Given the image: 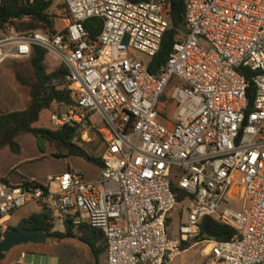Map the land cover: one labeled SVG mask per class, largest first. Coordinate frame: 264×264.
Returning <instances> with one entry per match:
<instances>
[{
    "label": "built area",
    "instance_id": "obj_1",
    "mask_svg": "<svg viewBox=\"0 0 264 264\" xmlns=\"http://www.w3.org/2000/svg\"><path fill=\"white\" fill-rule=\"evenodd\" d=\"M62 6L64 28L53 35L0 31V64L36 46L66 67L56 88L74 103L51 123L85 127L97 115L100 172L0 182V233L33 202L52 223L69 216L100 230L104 264H170L192 245L201 264H264V0H185L183 27L156 73L147 64L170 26L167 0ZM93 18L100 28L90 36L84 22ZM171 186L186 203L175 239L166 224L177 204ZM204 217L234 235L182 247Z\"/></svg>",
    "mask_w": 264,
    "mask_h": 264
},
{
    "label": "trees",
    "instance_id": "obj_2",
    "mask_svg": "<svg viewBox=\"0 0 264 264\" xmlns=\"http://www.w3.org/2000/svg\"><path fill=\"white\" fill-rule=\"evenodd\" d=\"M185 0H167V17L170 22L169 28L164 32L157 53L149 60L147 69L156 73L157 68L166 61L174 43L176 31L183 27V9ZM51 0H0V31L14 28L17 32H35L53 35L58 30L55 26L54 16L48 13ZM84 27L90 36H95L100 28L99 19H89L84 22ZM46 51L33 46L28 56L29 65L33 72V81L28 82L16 74V80L28 87L29 103L21 111H13L0 114V148L6 147L13 154L20 152L15 138L20 135H31L47 141L56 150L53 156L59 157V152L64 151L67 156L80 157L88 163L101 167L100 156L94 152L102 141L100 135L91 130L89 136L96 137V141L83 143L87 148L75 144L79 140L77 127L68 125L53 128H37L34 123L43 110H50L52 105L70 107L74 101L70 92L65 89H57L63 76L67 72L66 67L59 63L53 68L46 70L44 62ZM54 82V84H53ZM250 88V92H251ZM0 182L7 184L5 178ZM35 183V182H34ZM26 185V184H25ZM175 194L176 203L184 199V193L176 187L171 186ZM50 213L41 210L37 214H31L21 219L17 225L8 226L7 229H40L48 231L54 239L76 238L84 243L90 253L92 264H101L100 260L105 252L104 237L100 230L90 227L86 222L73 223V218L67 216L63 222L62 232L53 231V223ZM169 218L166 219V224ZM234 235V230L226 225L220 224L209 217L201 219L198 235L188 242L181 243L187 248L194 242L206 239L213 241H227Z\"/></svg>",
    "mask_w": 264,
    "mask_h": 264
},
{
    "label": "rangeland",
    "instance_id": "obj_3",
    "mask_svg": "<svg viewBox=\"0 0 264 264\" xmlns=\"http://www.w3.org/2000/svg\"><path fill=\"white\" fill-rule=\"evenodd\" d=\"M62 8H63L62 0H51V6L48 10V13L54 16L55 21H56L55 26L58 31L64 28V24L62 22V19L64 18V15L62 13ZM138 58L140 60H145V58L141 55H138ZM44 62L47 65L46 70H49V68H53L60 63L58 60L52 58L51 55H47V54L44 57ZM16 74L24 81H28V82L33 81V72L29 65L28 58H20V59L8 58L0 64V97L7 101L10 99L13 100V101H10L11 103H13L12 104L13 109L15 111H19L21 108L25 107L23 105L28 101V95H27L28 87L21 85L16 80ZM16 104H20V105L16 106ZM66 108L67 107L52 105L50 110L41 111L38 115L37 121L34 123V127L49 128V129L55 127L51 123V119H50L51 115H62L65 113ZM88 125H89V122L87 121L84 126L86 127ZM92 125L95 126V123H93ZM99 125H101V123ZM85 127L78 128L80 141H74L75 144L83 148H87V147L83 145L82 142L88 143L94 140L96 141V137L94 136H90L89 141H87L86 139L82 140L81 135L84 131H86V134L88 137V132H90L91 130H94L92 128H90L91 130H88ZM35 139H36V145L38 149L40 150V152L41 151L45 152L44 154L45 157L42 159H38L37 161L28 163L27 165H24V168L27 169L28 171L34 172L37 175H45L46 173L48 174L51 171H55V170L59 171L61 169H64L65 167L64 161L65 159H68L67 161L69 165L72 167V170L80 173L84 177L85 180H90L96 177L98 168H96L92 164L87 163L86 161H84L83 159L79 157H75V156L66 157V153L64 151L59 152V157L49 155L47 151L50 148L48 145H46V141L40 138H35ZM24 146L25 145L22 142V147L25 148ZM102 146L103 145L101 142L97 146L100 148V151L102 149ZM51 151L54 153L56 150L52 149ZM33 204L34 203L30 204L31 208L33 207ZM37 207L38 206L35 205V210ZM175 207H176L175 210L171 212L172 217L170 219H173L178 214L179 217H176L177 219L175 218L174 221H177L179 218L181 221H184L186 218V203L179 202L176 204ZM85 218H86V215L84 213H81L80 219L85 220ZM14 220L15 218L10 221L11 225H14V222H12ZM61 229H63L61 224L55 223V230H61ZM170 234L171 236H174L173 225H172V229H170ZM15 250L23 251L25 259L27 261L30 259L39 258L38 255H34L33 252L34 251H38V253L43 252L44 247L41 244H30V243L21 244L11 249L9 251V254H12ZM198 251H199V246H192L186 251L181 252L178 255H176L172 259L170 264H195V262L198 260Z\"/></svg>",
    "mask_w": 264,
    "mask_h": 264
},
{
    "label": "crops",
    "instance_id": "obj_4",
    "mask_svg": "<svg viewBox=\"0 0 264 264\" xmlns=\"http://www.w3.org/2000/svg\"><path fill=\"white\" fill-rule=\"evenodd\" d=\"M10 101H13V100L10 99L7 101L0 97V114L15 111L12 107L13 103H11ZM28 103H29V96H28V101L23 105L25 107L21 108L19 111L25 109ZM19 105L20 104H16V106H19ZM88 122H89V125L87 128L88 130H91L90 128H92L95 131H97V128L102 125V124L99 125L101 122L99 121V117L97 115H92L91 120ZM93 123H95V126L92 125ZM89 137H90L89 132H88V137H87L86 131H84L81 135L82 140L86 139L87 141H89L90 140ZM15 141L19 145V148H20V152L18 154L11 153L6 147L0 148V178H5L8 185L19 186L20 184H22L24 181H27V180L38 182V183H44L48 176L60 174L67 170H72V167L69 165L67 161L68 159H65L64 161L65 167L64 169H61L59 171L57 170L51 171L50 173L48 174L46 173L45 175H37L34 172L28 171L27 169L24 168V165L37 161L38 159L44 158L45 152L43 151L40 152V150L38 149L36 145V139L32 137L31 135L17 136L15 138ZM22 142L24 143L25 148L22 147ZM101 143L103 145L102 149L100 151V148H99L100 146L96 147V150L94 152L95 155H99V156L101 155L104 149V144L102 141ZM46 145H48L50 148L47 151L48 154L49 155L55 154L56 151L54 153L51 151L52 149L55 150V148L51 146L47 141H46ZM95 167L98 168V171H97V175H98V173L100 172V167H97V166ZM95 178L90 179V180H94ZM31 203L33 202H28L23 207L14 210L8 216V218L5 219V222L3 225L4 226H15L21 219L27 218L31 214H37L42 210L38 207L35 210L36 204L35 205L33 204V207L31 208L30 206ZM171 217L172 216L170 214L168 216L169 221L167 222V231H168L169 237L175 239L178 236V233H177L178 226L183 221H181L180 218L177 221H174L176 217H179L178 214L173 219H170ZM14 218L15 220L12 221L14 222V225H11L10 221ZM55 223H59L62 226V223L54 222L53 231L62 232L63 229L55 230ZM172 225L174 228V236H171L170 234V229H172ZM192 246H196V245H192ZM43 247H44L43 252H40V253H38V251L33 252L34 255H38L39 258L30 259L26 261L24 252L15 250L12 254L8 253L6 257L3 260H1L0 264H92L90 253H89L87 246L81 241H79L78 239L76 240V238H64V239H60L59 241L53 242V243L46 242L43 245ZM187 249L183 250L182 252L186 251ZM100 263L104 264V254L101 257ZM195 264H201V258L199 257V255H198V260L195 262Z\"/></svg>",
    "mask_w": 264,
    "mask_h": 264
},
{
    "label": "water",
    "instance_id": "obj_5",
    "mask_svg": "<svg viewBox=\"0 0 264 264\" xmlns=\"http://www.w3.org/2000/svg\"><path fill=\"white\" fill-rule=\"evenodd\" d=\"M48 231L40 229H7L0 233V261L9 251L21 244H41L57 242Z\"/></svg>",
    "mask_w": 264,
    "mask_h": 264
},
{
    "label": "flooded vegetation",
    "instance_id": "obj_6",
    "mask_svg": "<svg viewBox=\"0 0 264 264\" xmlns=\"http://www.w3.org/2000/svg\"><path fill=\"white\" fill-rule=\"evenodd\" d=\"M4 231H6V229Z\"/></svg>",
    "mask_w": 264,
    "mask_h": 264
}]
</instances>
